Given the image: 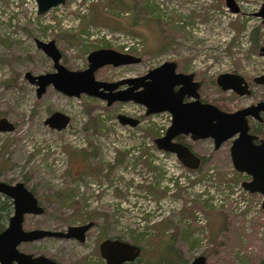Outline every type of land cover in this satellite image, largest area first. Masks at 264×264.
Listing matches in <instances>:
<instances>
[{
	"label": "rangeland",
	"instance_id": "obj_1",
	"mask_svg": "<svg viewBox=\"0 0 264 264\" xmlns=\"http://www.w3.org/2000/svg\"><path fill=\"white\" fill-rule=\"evenodd\" d=\"M235 1L238 13H231L225 0H66L38 14L34 0H0V116L15 124L12 132H0V180L30 177L29 186L46 209L36 217L39 225L56 228L95 219L92 235L106 228L109 237L138 244L146 264L205 255L209 237L221 228L225 245L213 247L207 264L264 260L262 196L242 189L247 177L231 164L230 140L214 149L211 139H185L201 158V165L189 170L154 146L170 124L168 113L145 116V108L133 102L108 106L52 86L37 97L36 86L24 78L27 71H54L35 39H54L61 63L71 70L86 68L90 51L125 52L122 45L128 44L129 53L142 61L105 66L96 79L134 77L173 60L204 82L206 101L233 109L264 100L262 84H252V96L233 98L214 81L223 72L264 74L259 53L264 23L254 16L264 0ZM118 4L120 10L111 13ZM55 111L69 118L61 129L45 122ZM122 115L139 121L125 124ZM170 241L180 254L168 250ZM35 247L72 264L89 254L87 247L51 238Z\"/></svg>",
	"mask_w": 264,
	"mask_h": 264
},
{
	"label": "water",
	"instance_id": "obj_2",
	"mask_svg": "<svg viewBox=\"0 0 264 264\" xmlns=\"http://www.w3.org/2000/svg\"><path fill=\"white\" fill-rule=\"evenodd\" d=\"M34 1L38 14L66 2V0ZM225 3L231 12H238L239 8L234 0H225ZM254 15L264 21V3ZM35 42L36 46L51 59L54 68L53 72L38 75L25 72L24 78L37 86V97L51 85L66 96L79 97L86 94L105 100L108 106L115 102H133L144 106L146 116L168 112L170 124L162 136L154 138V144L160 150L173 153L180 163L189 169H196L200 158L188 145L176 141V137L189 135L193 141L210 138L214 149H218L225 141L231 139L229 146L231 164L234 170L250 177L242 182V186L250 193L262 195L261 207L264 209V142L262 140L254 142L256 136L249 133L247 123V116L259 117L258 113L264 112V100L232 112H226L215 104L202 102L198 93L200 82L193 80L194 73L176 72L177 64L172 60L163 61L142 75L116 81L98 80L95 78L98 69L107 65L118 67L138 63L141 58L112 48H99L88 53L86 68L71 70L61 63L62 54L54 39L48 41L35 39ZM260 55L264 57V47H260ZM234 79L244 81L238 74L221 73L217 76L216 82L226 91L235 88ZM255 82L264 84V74L256 76ZM184 97L192 100L183 102ZM68 120L67 116L55 111L46 119V123L52 128L61 129ZM120 120L131 125L138 122L137 119L123 115L120 116ZM13 129V123L5 117L0 118V132ZM0 193L11 198L14 206L7 227L0 232V264H12V261H16V264H33L36 258H31L30 254L17 249L20 242L46 236L71 237L72 230L76 228H80L82 234L80 239H83L82 232L91 225L88 223L70 226L65 232L47 229L24 230L22 228L24 214H41L44 212L43 206L38 204L36 196L20 181L9 184L0 180ZM100 252L107 264H120L122 261H132L139 254L140 247L126 241L107 239L100 244ZM46 260L48 262H45ZM45 261L44 264H58L51 259ZM183 264H206V257L200 254Z\"/></svg>",
	"mask_w": 264,
	"mask_h": 264
},
{
	"label": "flooded vegetation",
	"instance_id": "obj_3",
	"mask_svg": "<svg viewBox=\"0 0 264 264\" xmlns=\"http://www.w3.org/2000/svg\"><path fill=\"white\" fill-rule=\"evenodd\" d=\"M235 1V0H234ZM236 2V1H235ZM237 4V3H236ZM225 6H226V3H225ZM238 6V4H237ZM261 6V5H260ZM227 7V6H226ZM54 8V7H53ZM228 8V7H227ZM239 10L238 12L240 11V7L238 6ZM260 8V7H259ZM51 9V8H50ZM229 10V8H228ZM259 10V9H258ZM257 10V11H258ZM230 11V10H229ZM256 11V12H257ZM231 12V11H230ZM238 12H235V13H238ZM233 13V12H231ZM255 16V15H254ZM260 19V22L261 23H264V21L262 20L261 17L259 16H256ZM56 43V42H55ZM264 47V46H262ZM259 53H260V50H259ZM62 54V52H61ZM62 60V58H61ZM142 61V57L140 59V61L138 63H140ZM173 61V60H172ZM176 62V61H175ZM177 66H176V72H182V73H190L187 69H181L179 68L178 66V63L176 62ZM129 65V64H128ZM107 66H110V65H107ZM122 66H125V65H122ZM105 67V66H104ZM113 67V66H112ZM119 67V66H118ZM103 68V67H102ZM101 69V68H100ZM99 70V69H98ZM97 70V71H98ZM148 70V69H147ZM96 71V72H97ZM95 72V73H96ZM193 73V72H192ZM223 73H233V74H238L240 76L243 77L244 81L242 82H239L238 80H235V88L234 89H230V90H222L218 85H217V82H216V79H217V75L216 78H215V83L217 85V87L221 90L222 93L224 92H229V94L233 97V98H238V97H241V96H245V95H248V96H252L253 95V83L255 84H259L257 82H255V77L256 76H243L237 72H223ZM221 74V73H220ZM122 79V78H121ZM193 80L195 81H199L200 82V87L198 88V93H199V98L202 102H209V103H212V104H215L216 106H218L220 109L226 111V112H232V111H235L237 109H242V108H245L251 104H255L257 103L258 101H262V100H257L255 102H250L246 105H237V106H233V109H230L227 105H225V102H222L220 104H217V103H213L211 101H206L203 97H202V86L204 84V82L202 80H200L199 78L196 77L195 73H194V77H193ZM31 84V83H30ZM246 84V85H245ZM34 85V84H32ZM264 85V84H262ZM36 86V85H35ZM51 86V85H50ZM245 86V87H244ZM49 87V86H48ZM46 87V89L48 88ZM37 88V86H36ZM177 87H175L176 89ZM46 92V90H45ZM44 92V93H45ZM43 93V94H44ZM42 96V95H41ZM40 96V97H41ZM192 100L191 98H188V97H184L183 98V102H188ZM53 113V112H52ZM51 113V114H52ZM164 113H167V112H164ZM50 114V115H51ZM259 117H255V116H247V123L249 125V133L252 134V135H255L256 136V140H254L255 143H258L260 140H262L264 142V135H263V131H262V125L264 124V112H259L258 113ZM49 115V116H50ZM48 116V117H49ZM2 117H5V116H0V118ZM47 117V118H48ZM9 122L13 123L14 125V129H15V124L14 122L10 121L7 117H5ZM46 118V119H47ZM46 119H45V122H46ZM48 124V123H47ZM13 129V130H14ZM12 130V131H13ZM12 131H6V132H12ZM189 139L190 140V137L189 135H179L178 137H176V139H179V140H182V141H185V139ZM230 140V143H231V139ZM228 141V140H227ZM226 142V141H225ZM193 151V149H192ZM194 152V151H193ZM195 153V152H194ZM199 156V155H198ZM200 157V156H199ZM2 161V160H1ZM0 161V163H1ZM201 165V158H200V163H199V166ZM0 166H2V164H0ZM198 166V167H199ZM245 176L247 177L245 180H248L250 177L248 175L245 174ZM30 177L27 176L26 174H23L22 177L20 178V180H15V181H10V180H2V181H5L9 184H13V183H16V182H23L25 187L28 188L30 191H32V193L36 196L37 200H38V204L42 205L37 197V195L35 194V191L29 186V179ZM244 180V181H245ZM243 182V181H242ZM9 200L10 202V207L9 209L7 210L6 212V216L2 219V221L0 222V232H2L8 225V222H9V218L10 216H12L13 214V211H14V206H13V202H12V199L7 197L6 195H3L0 193V199H6ZM43 206V205H42ZM44 208V212L41 213V214H34V213H26L24 214V217H23V221H22V228L24 230H31V229H47V230H52V231H67L68 228L70 226H82L84 224H88V223H91V225L85 229L82 233H83V239H80V236L82 235L81 234V230L80 228H76L75 230H72V233L73 235L71 237H53V236H46V237H43V238H40V239H36V240H33V241H22L20 242L18 245H17V249L21 252H24L26 254H30L31 255V258H36L35 262L33 264H44V261L45 259H51L52 261L58 263V264H72L71 262H68V261H65L62 257H55V256H51L49 254H47L44 250H41L39 248H36L35 245L37 243H40V241H43L45 239H48V238H51V239H57V240H62V241H71L73 243H76L77 245L79 246H84V247H87L88 249V252L89 254H87V256H83L81 258V260H79V262L75 263V264H107L106 262V259L103 258V256L101 255V252H100V244L107 240V239H110V240H113V239H117L119 241H126L132 245H136V246H139L138 244L134 243V242H129L127 240H124L123 238H118V237H109L106 233L108 232L105 228V232L106 233H98L96 232V234L92 235L91 234V230L92 229H95L97 228V222L95 219H92V218H88L87 220H84V221H80L78 222L77 224H72V223H67V225L65 226H62V227H56V228H48V227H45V226H42V225H39L36 220H37V216H43L46 214V209L45 207L43 206ZM10 210H11V213H10ZM31 220V221H30ZM28 221H30V223H28ZM99 230V228L97 229V231ZM104 231V229H103ZM87 241L89 244H87ZM45 262H48L47 260ZM186 262V261H185ZM185 262H180V263H177V264H183ZM141 263H144L146 264L144 261H143V258H142V248H140V252L139 254L132 260V261H122L120 264H141ZM12 264H16V261H12ZM206 264H207V260H206Z\"/></svg>",
	"mask_w": 264,
	"mask_h": 264
},
{
	"label": "trees",
	"instance_id": "obj_4",
	"mask_svg": "<svg viewBox=\"0 0 264 264\" xmlns=\"http://www.w3.org/2000/svg\"><path fill=\"white\" fill-rule=\"evenodd\" d=\"M119 5V4H118ZM120 6H122V4L121 5H119V6H117V7H113V9L112 10H110V12L111 13H114V10H120ZM262 131H263V135H264V124L262 125ZM179 140V139H178ZM180 141H182V140H180ZM183 142V141H182ZM190 146V145H189ZM2 159H1V156H0V161H1ZM121 159H118V161H120ZM188 169V168H187ZM189 170H195V169H189ZM10 205V202H9V200H7V198L6 199H0V222L2 221V219L6 216V212H7V210L9 209V206ZM224 217H226V216H224ZM178 231H180V230H178ZM178 234H180V233H178ZM174 238H177V234L174 232V234H171V239H172V241L174 240ZM224 239V240H223ZM209 241H210V243H211V246H209L210 248L207 250V251H205V256H206V260H207V257H211V255H213V253L215 254V252H214V250H213V247L214 246H217V247H219V246H223V245H225L224 243V241H225V238H224V233L222 232V230H221V228H220V230H219V233H217V235L215 236H210L209 237ZM172 242L170 241V244H169V246H168V250H172V252H177L178 254H180L179 253V251L178 250H175L174 248H173V246H172V244H171ZM170 250V251H171ZM169 251V252H170ZM175 257L177 258V260H179V262L178 263H180V262H185V261H187L186 259H184L181 255H175ZM173 261V260H172ZM259 264H264V260H262Z\"/></svg>",
	"mask_w": 264,
	"mask_h": 264
},
{
	"label": "built area",
	"instance_id": "obj_5",
	"mask_svg": "<svg viewBox=\"0 0 264 264\" xmlns=\"http://www.w3.org/2000/svg\"><path fill=\"white\" fill-rule=\"evenodd\" d=\"M124 44H126V42H125ZM123 46H124L125 50H128V49H129V47H127V46H128V44H126V45H123Z\"/></svg>",
	"mask_w": 264,
	"mask_h": 264
}]
</instances>
